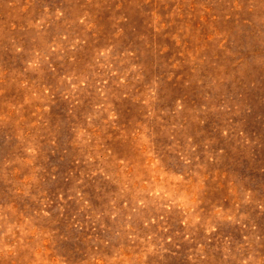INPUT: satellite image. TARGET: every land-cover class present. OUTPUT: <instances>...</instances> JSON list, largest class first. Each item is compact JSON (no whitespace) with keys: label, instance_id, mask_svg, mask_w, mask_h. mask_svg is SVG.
Listing matches in <instances>:
<instances>
[{"label":"rangeland","instance_id":"rangeland-1","mask_svg":"<svg viewBox=\"0 0 264 264\" xmlns=\"http://www.w3.org/2000/svg\"><path fill=\"white\" fill-rule=\"evenodd\" d=\"M0 264H264V0H0Z\"/></svg>","mask_w":264,"mask_h":264}]
</instances>
